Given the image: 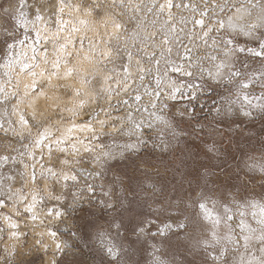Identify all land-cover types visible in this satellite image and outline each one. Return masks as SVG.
Masks as SVG:
<instances>
[{
	"label": "rangeland",
	"instance_id": "rangeland-1",
	"mask_svg": "<svg viewBox=\"0 0 264 264\" xmlns=\"http://www.w3.org/2000/svg\"><path fill=\"white\" fill-rule=\"evenodd\" d=\"M162 1L164 0H26V6L20 9L18 7L20 0H0V5L8 10L7 13L0 11V47L3 46L5 39L4 25L8 23L9 19H14L15 26L12 27V31L16 36H21L22 31L30 32L39 41V44L34 45L33 40L28 39L24 45L31 42L35 51L40 49L42 51L46 46L48 54L46 59L44 55V61L46 60L47 68L55 59V62L59 61V65L62 62L73 64L72 60L75 55L80 54V41H83L84 50H89L96 58H99L97 60L98 69L109 76L110 85L106 90L99 91L100 78L95 71L88 69L89 71L86 70L82 73L74 69L73 71L76 70L79 73L76 80L82 82L80 87L74 88L79 89L81 96L73 97L64 94L66 98L60 101V112L50 111L52 115L47 112L46 116L48 113L50 114L47 117L51 116V127L54 128V131L56 127L52 123L53 119H59L62 122L71 119L66 114L68 110L72 111V116L79 118L81 113L100 112L102 106L110 114L107 119L105 116L102 117L103 122L109 123L118 117L121 124L132 122L133 127H130L128 132L123 135L112 133L102 136L97 143L105 147L103 150L94 140L89 141V137L92 136L91 131L77 135L79 141L84 142L85 148L95 145L96 151L93 152V155L99 153L100 156H104V174L102 181L95 182L97 187L94 199L98 200L104 191L111 189L114 206L118 199L126 201L125 207L117 211V215L123 223L119 236L115 230L112 231L113 239L119 245L120 256L117 257V260L120 261V264H213L209 254L219 255L223 248H227L229 251V255L223 257L227 264H239L240 258H245V264H247L248 260L259 259V253L257 252L255 257L251 253L246 255L243 238L238 239L237 236L228 232L224 223L215 229L217 233L215 236L210 229L213 222L222 213L221 201L235 196L237 202L243 201L241 210L247 216L241 227L244 228L245 234L249 238L251 251L257 250L258 236H254L249 230L248 222L264 221V181L260 180L259 176L253 177L248 173L249 168L245 165L254 167L256 164L264 162V114H260L258 111L259 106L264 105V92L261 90V84L264 83V63L258 57H237L236 53L231 50V46H225L224 39L230 34L234 39H239L241 44L246 43L247 46L256 48L257 42L254 40L259 37L255 31H252V35L249 36L248 22L250 19L256 23L260 22L259 17L264 12V7H262L264 0H176L177 4H188L190 7H177L171 11H168V8H162L164 15L161 16L159 11H154L153 6L160 5ZM40 3L45 5L42 21L35 20L32 16L33 6ZM51 3L63 4L62 9L60 7L59 12L50 15L47 6ZM75 4H78L77 10L74 8ZM213 4L219 5V7L213 8ZM253 4L256 5L255 8L252 7ZM120 5H124V7L121 8ZM242 8L243 15L246 14V32L234 27L228 20L232 13ZM205 9L209 12V17L205 20L209 29H216V21L219 19L224 20L226 29V32L216 29L207 42L199 35V29L193 30L191 23L193 17ZM250 11L252 17L248 16ZM57 18L66 20L62 21L64 32L67 34L68 40L66 39V41L63 38L65 33H60L61 30L57 27ZM169 21L172 22V28L175 31L169 28ZM121 24L129 31L118 33L117 27ZM157 32L169 33L170 38L178 32L179 36L184 38L185 45L190 48V52L186 55L185 48L176 44L170 58L165 59L163 55L160 57L163 76L159 75L154 65L143 62L145 57L152 55L154 49L157 51L160 49V43L149 48L147 43H141L140 38L143 37L147 40L149 35H155ZM245 38L248 41H245ZM71 41L75 47L71 43L72 47L69 50ZM136 44H140L143 50L140 51L134 47ZM20 45L17 44L15 50L9 53L7 61L0 58V86H3L0 89L8 87V81L13 80L8 69L14 65L21 54L23 55V46ZM56 46H62L63 48H61L64 50L61 49V52L57 54V52L55 53ZM65 48L67 51L69 50L68 54H66ZM117 48H127L133 53V59L129 62L127 72L119 70L123 54H117ZM108 53L112 55L111 61L107 58ZM137 56L139 59L136 58ZM187 56H190L191 59H188ZM114 65L116 66L115 72L112 71ZM165 68L169 70H164ZM170 71H176L179 75L174 77L169 74ZM189 72L193 73L191 78L187 75ZM84 75L89 77L87 83L83 79ZM144 75L148 76V81H151L152 86L141 79ZM207 79L218 82L211 88V95L228 108L229 113L234 106L242 111H252L253 118H246L239 113L225 119L217 118L212 111L216 105L212 103V99H209V89L204 84ZM157 81L161 83L158 84ZM196 83H200L201 88H195ZM242 85H251V87H242ZM57 87L65 93L63 82L58 81ZM154 87H160L162 92L173 89L174 92H183L185 96L196 95L197 100L193 102L176 96L180 102L173 106V102L169 101V108L164 110L161 107L163 101L160 104L156 102L153 95ZM118 88L119 91H117ZM84 90H90V92ZM137 94L143 97L139 102L133 98ZM4 95L0 98L2 99ZM125 99L128 101L127 104L122 102ZM105 100L109 103L107 104ZM201 103H203V107L200 106ZM185 105L189 109L196 108V111L190 116L184 115ZM125 113L128 114V119L123 118ZM101 115L104 114L101 113ZM9 120H13L9 107L0 100V121ZM141 122L145 127L151 125L155 128L153 135L158 137L155 144L149 141L146 146L139 147L135 140L129 141L128 135L139 136L135 125ZM173 124L183 129L186 137L184 144H175L176 141L172 137V132L175 131ZM201 128H203L202 132ZM97 130H99L98 127ZM213 138H216L217 147L212 155L209 157L203 152L198 153L195 145L203 147L205 142L210 144ZM168 139H172V146L177 149L176 155L181 159L189 160V163L184 168L182 178L178 179L175 174L170 173L162 181L158 193L154 196L148 193V196H145L141 192V174L132 167L131 161L138 157L153 159L162 157L168 160L171 153L163 151L168 148L166 142ZM129 143L137 148L135 150L126 148L125 146ZM13 146L17 149L20 148L19 144ZM54 146L61 150V146L56 144ZM108 147L112 154L105 156ZM189 150L193 154L190 158L187 156ZM56 155L59 156L60 152H57ZM65 156H68V153H65ZM79 157L82 159L76 167L84 173L81 179L82 187L85 179L89 182L92 181V177L89 176V172L92 171V162L85 156V152L73 159ZM45 162H48V154L45 156ZM200 163L208 165L209 178L198 174L196 169ZM67 171L65 169L63 173ZM12 175H18L14 166L10 165L8 169L0 167V181H2L0 197L5 196L2 192L5 193V188H9L11 183L15 188L18 187V184L22 187L19 175L17 180L20 183L17 186L15 185L17 180H9L11 183L8 181L7 177ZM42 176L45 178L41 179ZM37 180L38 183L34 184L37 195L45 198L50 197L56 187H63V179L56 181L54 178H48L47 171L41 170L39 167L37 168ZM6 183H9L8 186ZM147 191L148 189L145 188L144 192ZM202 196L206 197L205 202L209 206L206 214L211 217V220L204 219L196 208V202ZM70 203V199H66L64 202L65 206ZM213 204L215 210H213ZM98 214L103 217L100 223L107 229L108 225L104 223L108 219L111 220V216L105 214L102 209ZM72 219L70 215L65 223L70 224ZM151 221H155V223H150ZM162 222L171 223L173 231L165 237L151 236V233L158 232V226ZM180 223L188 225L186 230L177 227ZM145 225H147L149 236H141L138 239L135 230H138L139 226ZM260 227H264V224H254L255 231L258 232ZM64 231L65 229L61 226V232ZM28 234L30 233L28 232ZM34 238L36 239V237ZM61 239L67 240L73 245L72 250L65 257V264H78L83 256L80 243L74 241L67 234L63 235ZM85 239L90 249L87 255L94 258L97 264H101L102 260L103 264H116V261H110L107 257L102 256L97 239H88L87 237ZM205 241L209 245L208 247H205ZM32 244L28 243L29 247H32ZM237 246L240 249L238 254L236 253ZM7 258V254L3 253L0 245L1 264H5ZM37 264L40 262L37 261Z\"/></svg>",
	"mask_w": 264,
	"mask_h": 264
},
{
	"label": "snow or ice",
	"instance_id": "snow-or-ice-1",
	"mask_svg": "<svg viewBox=\"0 0 264 264\" xmlns=\"http://www.w3.org/2000/svg\"><path fill=\"white\" fill-rule=\"evenodd\" d=\"M25 6L26 0H20L18 7L23 9ZM47 7L50 15L60 11V5L57 3H51ZM120 7L123 8L124 5H120ZM177 7L188 8L190 5L177 4L176 0H169L168 11ZM212 7L216 8L219 7V5L213 4ZM252 7L255 8L256 5L253 4ZM262 7H264V5H262ZM44 10L45 5L42 3L33 6L32 16L34 19L42 21L44 19ZM156 10L160 12L161 16L164 15V10L161 6H155L154 11ZM0 11L5 13L8 12V10L3 8L2 5H0ZM248 16L252 17L251 11L248 13ZM208 17L209 12L205 9L197 13L191 21L193 30L195 31L196 29H199V35L205 42L208 41L209 37L213 35L216 29H219L220 32H226L223 19L216 21V29H209L208 24L205 23V20L208 19ZM259 21V23H256L250 19L248 22V27L250 29L248 33L249 36L252 35V31H255L259 37V39L254 40L257 42L256 48L249 47L246 43L241 44L239 39H234L230 34L225 37L224 44L226 47L231 46V50L236 53L237 57H258L260 61L264 63V27H262L264 26V12L261 13ZM184 23H187V21H184ZM14 26V19H9L8 23L4 25L5 39L3 41V46L0 47V58L4 61L8 60L9 53L15 50L17 44L23 46L27 43L28 39H32L34 45L39 44V41L36 40L30 32L22 31L21 36H16L12 31V27ZM169 28H171L172 31H175V29L172 28L171 21H169ZM121 31L126 33L129 29L121 24L117 27V32L119 33ZM140 39L141 43H147L149 48L158 42L160 43V49L158 51L154 49L152 55L145 57L143 61L154 65L160 76H163V71L161 70L162 61L160 59L162 55L165 59L170 58L176 44L185 48L186 55L190 52V48L185 45L184 38L180 37L178 32L171 38L169 33L157 32L155 35H149L147 40L143 37ZM148 41H151V43H148ZM245 41H248V39L245 38ZM213 43H215V41H213ZM73 47H75V44ZM134 47L140 51L143 50L141 49L140 44H136ZM83 50V41H80V51L82 52ZM42 51H44L45 58H47L46 46ZM65 51H67V48H65ZM116 52L117 54H123L120 59L119 70L121 72H127L129 62L133 59L132 51L127 48H117ZM107 58L111 61V53L107 54ZM136 58L139 59V56ZM187 58L191 59L190 56H187ZM38 59L39 57L34 50L32 60L38 61ZM55 64L56 66L54 68L46 72V75L48 76V80L46 81L48 85L47 88L36 80L38 73L35 72V69L38 67V64L28 62L26 65H21V69L25 75L29 73L32 74L31 87L26 89L27 96L30 99L35 100L37 103H39L42 98L45 103L41 110L28 112L27 110L21 109L22 101L18 102L12 110L16 119L6 122L0 121V133H2V135H0V165L5 169H8L10 165L14 166L19 177L24 181H30L32 184L38 183L37 166L41 170L47 171L48 178H54L56 181H60L63 178L62 173L65 169L70 171L71 175L68 178H63V187H56L50 197L45 198L44 196H36L33 199L26 196L24 198L23 210H21L20 207L16 208V213L23 218V227L21 226V220L16 219L14 214L4 213V216H0V224L4 225V227H0V233H3L5 228H7L8 238L15 242L9 244L5 249V253L8 257L5 264H37V261H39L40 264H65L67 253L73 248L71 243L67 240L61 239L65 234L70 235L74 241L80 243V248L83 250V256L78 261V264H97V261L94 258L87 255L90 249L88 248L85 237L88 239H97L100 244L102 256L107 257L110 261H116V264H120V261L117 260V257L120 256L119 245L117 244V241L113 239L112 231L115 230L116 234L119 236L123 223L117 215V211L125 207L126 201L118 199L114 206L111 197V189L104 191L101 198L98 200L94 199L97 187L95 182L102 181L104 174V156H100L99 153L93 155V152L96 151L95 145L92 147H86L85 149V156H87L92 162V171L89 172L92 181L89 182L85 179L84 184L81 187V179L84 176V173L80 171V169H77L76 165L80 164L82 157L73 159V157L79 156L81 150L75 147L70 149L68 147V144L70 143L69 141L64 140L62 136H58L55 132H52V128L50 127L51 118L47 117L46 114L49 111L59 113L61 110L60 97L56 94L57 85L53 83V79L58 80L60 78L61 69L58 60ZM180 67L182 69V65ZM164 70L169 69L165 68ZM112 71H116L115 65ZM62 73L66 81L75 80L79 75L76 71L69 72L67 67L62 70ZM169 74L174 77L179 75L176 71H170ZM149 75H152V73H149ZM187 75L191 78L193 73L189 72ZM83 79L85 83H87L89 77L85 75ZM141 79L147 81L149 86H152L151 81H148L147 75L142 76ZM181 79H183V77H181ZM157 83L159 84L161 82L157 81ZM204 84L209 89V99H212V103L216 105L212 111L217 118L225 119L229 116H235L237 113L246 118H253L254 114L252 111H242L234 106L229 113L228 108L212 97L211 88L214 84H218V82H213L212 80L207 79L204 81ZM242 87H251V85H242ZM64 88L65 95L75 97L81 96V93L77 88H72L68 84H65ZM195 88H201V84L196 83ZM261 90L264 92V83L261 84ZM6 91V87L0 89V96L4 95ZM117 91H119V88ZM193 91H195V89H193ZM50 92L51 95L49 94ZM153 95L155 96L157 104H160V102L163 101L161 107L164 110L169 108V101L173 102V106L180 102L176 99V96H181L183 99H188L193 102L197 100L196 95L185 96L183 92H174L173 89H167L166 92H162L160 87H154ZM105 98L107 99V97ZM134 98L137 99L138 102L143 99V97L138 94ZM14 99L19 100L20 93H17V97ZM122 102L125 104L128 103L126 99ZM3 103L7 104L8 101L4 100ZM200 106L203 107V103H201ZM153 107H155V105H153ZM195 111L196 108L189 109L188 106L185 105L183 114L190 116ZM258 111L260 114H264V105H260ZM101 113L104 114L106 119L110 115L101 108V111L95 114V121H93L92 114L90 113L84 114L83 119L81 120V123L88 125L89 131L92 133V136L89 137L90 142L94 140L97 143L102 136L110 135L112 133L115 135H123L128 132L130 127H133L131 121H129V123L121 124L119 117L112 119L109 123H105L100 119ZM123 118L128 119V114H123ZM97 125H99V130H97ZM173 126L175 131L172 132V137L176 141L175 144H184L186 137L183 129L178 128L175 124H173ZM135 129L138 131L139 136L128 135V138L129 141L135 140L139 147L146 146L149 141H152L153 144L157 142L158 137L153 135L155 132L153 126L149 125L148 127H145L141 122L135 125ZM169 131L171 132L172 130ZM200 131L202 132L203 128H201ZM33 132L35 135H33ZM25 141H27V144H25ZM53 141H55L56 145H63V151L56 148L52 143ZM166 142L168 148L163 151L171 153L168 160H165L162 157H156L155 159L138 157L131 161L132 167L141 174V192L145 196H148V193H151V196L158 193L161 189L162 181L166 179L170 173L175 174L178 179L182 178L184 168L189 163V160L181 159L176 155L177 149L172 146V139H168ZM15 144H19L20 148H15L13 146ZM99 145L102 150L105 149L103 145ZM37 146L39 147L37 148ZM125 147L132 150L137 148L133 146L132 143L127 144ZM195 147L197 148L198 153L203 152L206 156L210 157L217 147L216 138H213L210 144L205 142L203 147L200 145H195ZM32 149H36V151H32ZM107 149L108 151L105 153V156L112 154L110 147ZM45 151L48 153L47 163L45 162ZM57 152H60L59 156L56 155ZM37 153L39 154V160H37ZM65 153H68V156H65ZM192 155L193 154L189 150L187 156L190 158ZM29 156H31V164L28 163ZM245 166L249 168L248 173L252 174L253 177L259 176V179L264 181V162H260L254 167L248 164ZM153 169L155 170L154 172L152 171ZM196 170L200 176L209 178V167L206 163H200ZM44 178L45 177L43 176L41 177V179ZM7 179L15 181L17 177L12 175L7 177ZM0 183H2V181H0ZM101 187L103 188L102 184ZM145 188L148 189L147 192H144ZM46 199L48 200L47 203ZM66 199L71 200V203L67 206L64 204ZM205 201L206 197L202 196V198L196 202V208L201 212L204 219L211 220V217L206 214L209 206ZM221 204L223 210L217 220L213 222L212 228L210 229L212 234L214 236L217 235L215 229L219 227L221 223H224L228 232L237 236L238 239L241 237L243 238V248L246 255L251 253V255L255 257L257 252L259 253V259L248 260L247 264H264V227H260L258 232L255 231L254 228V224H264V221L248 222L249 230L252 231L254 236H258L257 250L253 252L250 248L249 238L247 234H245L244 228L241 227L247 219L246 213L241 210L243 201L237 202L235 196H230L229 198L222 200ZM7 207L8 203L6 199L0 197V212H3ZM101 209L104 210L105 214L111 216V220L108 219L106 223H104L108 225L107 229L102 226V223H100L103 219V217L98 214ZM213 210H215L214 204ZM70 215L73 218L71 223H65ZM13 221L15 222L13 223ZM150 223H155V221H151ZM61 226L65 229L64 232H61ZM29 227H31L32 231L40 229L37 233L36 239L33 241L32 247H29L27 243L29 238L27 229ZM177 227L186 230L188 225L180 223ZM172 231L173 225L171 223L162 222L161 225L158 226V232L151 233V236L155 237L158 235L165 237ZM135 235L138 239L141 236H149L147 225L139 226L138 230H135ZM16 244H19L20 247L17 248ZM208 246L209 245L205 241V247ZM239 250V246H237V254L239 253ZM40 253L43 255H39ZM49 254H51L50 258ZM209 255L213 264H227V261L223 257L228 256L229 251L227 248H223L219 255L212 253ZM101 264H103V260L101 261ZM239 264H245V258H240Z\"/></svg>",
	"mask_w": 264,
	"mask_h": 264
},
{
	"label": "bare ground",
	"instance_id": "bare-ground-1",
	"mask_svg": "<svg viewBox=\"0 0 264 264\" xmlns=\"http://www.w3.org/2000/svg\"><path fill=\"white\" fill-rule=\"evenodd\" d=\"M153 3H154V1H153ZM168 4H169V0H164V1L161 2V4L159 6H161L162 8H168ZM59 5H60V7L63 6V4L61 5L60 3H59ZM155 6H157V5L155 4L153 7H155ZM76 7H78V4H75V7L74 8H76ZM61 9H62V7H61ZM65 9H67V8H65ZM76 10H77V8H76ZM73 13H74V11H73ZM73 13H71V14L73 15ZM243 14H244L243 8L242 9H238L234 13H232V15L228 18V20H229V23L231 25H233L236 28H239L243 32H246L247 31V29H246V18H245L246 14H245V16ZM63 19H64V22H65L66 21L65 18H63ZM63 19L60 20L59 18H57V21H56V23L58 25L57 27H58V29L60 28V30H61L60 33H62V34L65 33L64 32V29H63V25H62L63 24L62 23ZM111 30L113 31V29H111ZM55 32H56V30H55ZM63 38H64V41H66V39H67V34L66 33L63 35ZM71 39H73V38H71ZM68 42L69 41H67V44H69ZM71 43H72V41L70 42V46L68 45L69 46V50H71L70 49L72 47L71 45L74 44V43H72V44ZM61 47L60 46H56L55 53L57 52V54H59L58 52H61L60 50L63 48V47L62 48ZM22 50L24 52L23 55L21 54L20 57L18 56L19 59L14 63V65H12L11 67H9L10 69H8V67H6L9 70V73L11 74L10 77L13 80L12 81L11 80L8 81V83L6 82L8 84L7 85L8 87H6L7 88V91H6L5 95L3 96V98L2 99L0 98V100H2V101H4V100H7L8 101V103L6 105L9 107V111L11 113V117H12L13 120L16 119V116H15V114H13V111H12L13 110V107L15 106L16 103L22 101V103H21V109L22 110H27L28 112H32L34 110L35 111L41 110L44 107V103H45L42 98L39 101V103H37L35 100H32V99H30L27 96L26 89H29L31 87V84H32V74L29 73V74L25 75V73L21 69V65H26L28 62H31L33 64H38V67L35 69V72L38 73V75L36 76V80H38L40 82V84L44 85L46 88L48 87V85L46 83V81L48 80V76L46 75V72L48 70H51L52 68H54L56 66V64H55V60L56 59H55L54 61H52L49 64L50 65L49 68H47V65L45 63L46 60L44 61V55L45 54H44V51H41V49L40 50H36V53H37V55L39 57L38 61L37 60H32L33 51L34 50H33V45H32L31 42L30 43L28 42L27 45H23ZM63 50L64 49H62V51ZM69 50L67 51L66 54L69 53ZM79 52H80V54L79 55L78 54L75 55L74 60H72L73 61L72 62L73 64L70 65L68 63L66 64V63L62 62V64L59 65V67L61 69V75H60V78L58 80L53 79V83L57 85V82L60 81V82H63L64 85L65 84L70 85L72 88L78 87V86L80 87L82 85V82L80 83V81H77L76 79L75 80H68V81H66L64 79L62 70L65 67H67V69H68L69 72H72L74 69H76L77 71L79 70L82 73L84 71H86V70L87 71L93 70V71H95L97 73L98 78H100L99 79L100 80V88L98 90L99 91H101V90L103 91L104 89L106 90V88H108V86L110 85L109 84V81H108V77L109 76H107L105 72H102L100 69H98L99 67H98L97 60L99 58H96L91 52H89V50L88 51L83 50L82 52L79 50ZM26 58H27V60H26ZM12 82H13L14 85L11 84ZM1 85H2V83H1ZM0 87L2 88L3 86H0ZM84 91H86V90H84ZM86 92L89 93L90 90H88ZM17 93H20V99L19 100L14 99V98L17 97ZM49 94L51 95V92ZM56 94L60 97V101H62V100H64L66 98V96L64 95V93L58 87L56 89ZM70 98H72V97H70ZM133 98H134V96H133ZM110 101H111V99H110ZM108 103L109 102H107V104ZM107 104H106V106H107ZM102 107L104 108V106H102ZM107 107H109V106H107ZM49 113H50V111H49ZM49 113H48V115H50V114L52 115V112L50 114ZM71 113H72V111L71 110H68V113H66V114H67V116L69 115L68 118H71V119L66 120V121L63 120L64 122L60 121L59 119H55V118L53 119L52 118L54 120L52 123L56 127V130L54 131V128L51 127V125H50V127L52 128V132H55L58 136H62V138L64 140L70 142L68 144V147L70 149L73 148V147L79 148L81 150L80 153H79V155H80V154H82V153L85 152V149L86 148H85L84 142L83 141H79V138L77 137V135H79V134H86V133H89L90 131H89V128H88V125L87 124L81 123V120L83 119V116H84L83 113H81V115L78 114V115H80L79 118H76L75 116H72ZM96 113L97 112H94V111L92 112L93 121H95V114ZM103 116L104 115H101L100 116L101 121H103V118H102ZM97 127L99 128V125H97ZM33 135H35L34 132H33ZM52 143L55 144V141H53ZM59 146H61V150H63V145H59ZM38 147L39 146H37V148ZM32 151H36V149H32ZM45 152H46L45 154L47 155L48 154L47 151H45ZM18 159H19V157H18ZM37 159H39V154L38 153H37ZM28 163L31 164V156H29V158H28ZM0 167H2V165H0ZM37 168H38V166H37ZM70 175H71V173L67 171V172H65V173L62 174V177L63 178H68ZM8 181H9V179H8ZM8 181H6V182H8ZM10 181H12V180H10ZM18 183H20V182H18V180H17V183L15 185L17 186ZM8 184H7V186H8ZM10 185H11L10 186L11 188L10 187L9 188L7 187V188H5L6 189L5 193L2 192V194L5 195L4 197H5V199H6L7 203H8V207L6 209H4L3 212H0V216H4V213L14 214L16 219H21V226L23 227V224H24L23 218L20 217L16 213V208L17 207H20L21 210H23V200H24V198L27 196L29 198H33L34 199L36 196H38L37 195V191L35 190L34 184H32L30 181H24V180H22V187L19 186L20 184H18V187H16V188H15V186L12 183ZM14 222L15 221H13V223ZM0 227H4V225L3 224H0ZM27 231L30 233L29 234L30 236H29V242L28 243L31 245V243H33V241L35 240L34 237L37 236V233L40 231V229H37L36 231H32L31 227H29L27 229ZM3 236H5V237H3ZM13 243H15V242L14 241H11L8 238V236H7V228H5V231L3 233H0V245L2 246L3 253H5V249L9 246V244H13ZM30 245H28V246H30ZM16 247L19 248L20 245L19 244H16ZM49 258H50V255H49ZM1 262L2 261L0 260V264H1Z\"/></svg>",
	"mask_w": 264,
	"mask_h": 264
}]
</instances>
